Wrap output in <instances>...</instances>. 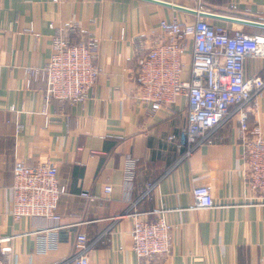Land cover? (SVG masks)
<instances>
[{"label":"crops","instance_id":"1","mask_svg":"<svg viewBox=\"0 0 264 264\" xmlns=\"http://www.w3.org/2000/svg\"><path fill=\"white\" fill-rule=\"evenodd\" d=\"M158 1L0 0V236L14 235L7 243L12 264H62L79 232L95 241L108 230L109 239L92 246L91 264H137L129 233L133 217L126 214L134 210L149 213L150 220L163 215L173 225L171 253L151 264H264V205L252 202L243 180L236 120L218 132L215 143L184 157L178 140L168 137L185 129L186 101H179L174 114L151 120L135 98L136 36L151 33L161 19L192 21L194 14L176 6L190 9L200 2L213 15L264 22V0ZM208 20L248 33L264 31L218 16ZM69 23L79 25L77 32L69 31L73 41L99 39L100 74L84 103L46 104L45 81L31 78L28 69L50 61L53 36ZM192 44L189 40L184 55L187 74ZM254 76L264 77L263 58L246 61V77ZM257 102L259 112L250 114V124L259 122L264 133V90ZM52 159L62 161L59 176L67 185L62 219L15 221L10 214L14 162ZM129 159L135 161L132 180L126 179ZM148 183L153 188L142 197ZM107 184L113 186L110 194L104 193ZM202 184L211 186L218 207L193 208L192 190ZM82 191L101 199L90 202ZM116 215L123 216L113 219Z\"/></svg>","mask_w":264,"mask_h":264},{"label":"built area","instance_id":"2","mask_svg":"<svg viewBox=\"0 0 264 264\" xmlns=\"http://www.w3.org/2000/svg\"><path fill=\"white\" fill-rule=\"evenodd\" d=\"M187 11L194 14L192 21L177 16L161 19L151 33L135 37L139 49L135 98L151 120L159 114H174L179 101H186V127L179 137L175 133L168 137L169 141L178 140V147L185 149L184 157L203 145L215 143L218 132L236 120L237 137L244 148L243 180L252 202L264 205V133L259 122L250 124V114L259 112L257 98L264 90V77H246V61L264 59V31L248 33L212 25L208 18L213 12L202 2ZM50 26L53 28L54 24ZM78 30L77 23L58 28L53 36L50 61L43 67L28 69L31 78L40 75L45 81L46 104L54 99L84 103L94 93L100 74L97 64L100 41L92 37L73 41L69 31ZM189 40L193 47L187 74L184 55ZM11 110L15 111L16 107L12 106ZM48 122L49 117L47 125ZM61 166L62 161L58 159L35 164L25 160L14 162L10 214L15 221L33 217L55 222L62 219L59 208L67 185L59 176ZM134 174L135 161L129 159L126 179L132 180ZM152 188L148 183L142 197L149 195ZM112 190V184L105 185L104 193L110 194ZM192 194L194 209L219 206L213 200L209 185H196ZM81 196L90 202L101 199V195L88 191H82ZM126 214L133 217L129 233L137 264H151L154 258L171 253L173 225L166 217L150 220L149 213L136 210ZM122 216L116 215L113 219ZM111 233L108 230L91 241L87 233L79 232L72 253L62 264H91L92 246L98 241L105 243ZM13 238L14 235L0 236V264H12L14 253L7 243Z\"/></svg>","mask_w":264,"mask_h":264},{"label":"water","instance_id":"3","mask_svg":"<svg viewBox=\"0 0 264 264\" xmlns=\"http://www.w3.org/2000/svg\"><path fill=\"white\" fill-rule=\"evenodd\" d=\"M154 1H157V2H161V1H158V0H154ZM163 3V2H162ZM164 4H168V3H164ZM177 8H181V9H184V10H188L187 8L185 7H182V6H176ZM210 16H218L220 18H225V19H231V20H237L239 22H242V23H245V24H251V25H256V26H259L261 28L264 29V22H261V21H253V20H247V19H234L230 16H227V15H221V14H218V15H213V14H209Z\"/></svg>","mask_w":264,"mask_h":264},{"label":"trees","instance_id":"4","mask_svg":"<svg viewBox=\"0 0 264 264\" xmlns=\"http://www.w3.org/2000/svg\"><path fill=\"white\" fill-rule=\"evenodd\" d=\"M258 32V31H257Z\"/></svg>","mask_w":264,"mask_h":264}]
</instances>
